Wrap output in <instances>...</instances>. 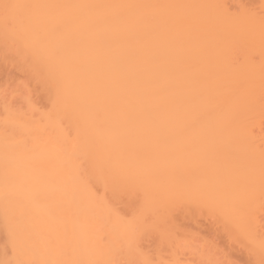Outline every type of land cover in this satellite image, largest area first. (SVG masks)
Masks as SVG:
<instances>
[{"label": "bare ground", "instance_id": "bare-ground-1", "mask_svg": "<svg viewBox=\"0 0 264 264\" xmlns=\"http://www.w3.org/2000/svg\"><path fill=\"white\" fill-rule=\"evenodd\" d=\"M243 1L0 0L27 78L19 106L0 85V264H190L199 212L264 264V0Z\"/></svg>", "mask_w": 264, "mask_h": 264}, {"label": "rangeland", "instance_id": "rangeland-1", "mask_svg": "<svg viewBox=\"0 0 264 264\" xmlns=\"http://www.w3.org/2000/svg\"><path fill=\"white\" fill-rule=\"evenodd\" d=\"M227 1H229L228 5L230 4L229 6H232V9L233 5H235L234 1L236 2V0ZM246 1L247 0L243 2L245 3ZM248 1L249 4L253 2L252 0ZM255 5L256 4H254V6ZM0 49L4 55L0 58V67L1 70H4L3 79L0 83V85H2L1 89L2 92L4 90V93H7L6 96L8 99H12L14 104H18L17 106H19L21 104L19 97L21 93L20 86L27 81V78L19 75L18 71L13 66L9 65L8 67V62L12 59L11 56L16 53L15 49H7L2 41H0ZM3 64L7 67L2 66ZM259 124L260 128L264 131V120H261ZM176 215L179 216V213L176 212ZM194 215L195 217H193ZM203 215V213L201 214L199 212L198 214L195 213L187 216V223L190 222L188 225L192 227L189 228V230L193 233L191 236L194 237L191 238L188 236V239L185 237L184 242L187 245L183 242L184 245H182L181 251L179 250L181 252L180 257L190 264H254L252 255L243 245L237 244L235 240L227 235L221 226H219L220 228L218 229L219 224L217 225L215 223L216 226L211 218ZM191 217H193V219H191ZM261 217H264V211H262ZM188 219H190V221H188ZM194 227L196 229H194ZM186 240H188V243ZM189 243L191 244L189 245Z\"/></svg>", "mask_w": 264, "mask_h": 264}, {"label": "snow or ice", "instance_id": "snow-or-ice-1", "mask_svg": "<svg viewBox=\"0 0 264 264\" xmlns=\"http://www.w3.org/2000/svg\"><path fill=\"white\" fill-rule=\"evenodd\" d=\"M5 7H8L7 5Z\"/></svg>", "mask_w": 264, "mask_h": 264}]
</instances>
